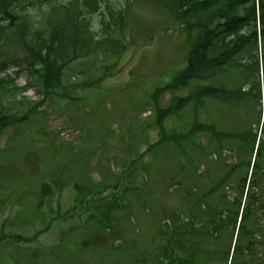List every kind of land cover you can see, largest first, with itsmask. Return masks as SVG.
<instances>
[{
	"label": "rangeland",
	"instance_id": "obj_1",
	"mask_svg": "<svg viewBox=\"0 0 264 264\" xmlns=\"http://www.w3.org/2000/svg\"><path fill=\"white\" fill-rule=\"evenodd\" d=\"M71 1L28 0L21 11L41 27L51 7ZM153 3L102 0L90 17L101 39L105 23L111 25V36L121 37L110 10L126 17L128 46L109 72L104 68L112 63L107 43L68 66L63 87L48 97L26 72L15 76L20 63L1 74L15 76L16 83L2 97L6 114L29 116L0 134V264H159L171 239V232L166 239L164 221L188 215L200 203L196 223L204 233L220 232L209 251L216 262L209 264H264V172L259 169L253 188L257 206L242 233L233 229L241 178L248 177L241 166L247 150L242 136L258 127L259 104L248 92L254 77L245 78V65L253 64L260 50L243 52L237 58L241 66L156 96L157 87L185 66L190 45L181 24ZM10 54L17 56L15 46ZM198 83L228 90L239 86L247 97H202L199 107L189 102L164 119L167 135L161 139L154 124L157 105L167 107L173 96L186 97ZM226 150L237 160L225 156ZM132 160L137 161L134 168L124 172ZM260 165L264 168V162ZM89 191L95 193L86 198ZM209 204L216 217L229 213L227 220L217 218L218 230L206 228L212 223L206 220ZM179 239L180 245L187 243L193 232L179 229ZM250 241L254 244L248 246Z\"/></svg>",
	"mask_w": 264,
	"mask_h": 264
},
{
	"label": "trees",
	"instance_id": "obj_2",
	"mask_svg": "<svg viewBox=\"0 0 264 264\" xmlns=\"http://www.w3.org/2000/svg\"><path fill=\"white\" fill-rule=\"evenodd\" d=\"M27 1L0 0V134L15 122L19 121L20 123L29 116L28 113H24L23 116L19 117L6 114L2 97L7 93L11 94V91L15 90L16 83L15 77L9 74L1 76V74L9 68L11 63H20V70L15 73V76L18 73L26 72L30 79L48 97L63 87L66 69L72 63L91 57L93 53L104 49L108 43L112 53V63L104 68L105 71L109 72L116 66L120 55L128 46L127 42L124 41L123 34L126 17L122 16L120 11L115 15L114 11L110 10V14L113 21L112 25L115 24V27H117L115 30L121 31V37L111 36L109 30L111 25L109 23H105L104 32L101 31L102 39L98 38L99 33L92 29L90 16L99 11L102 0H72L69 4L55 5L48 11L41 27H36L31 18L22 13L21 9L23 7L21 5ZM153 1L167 15L169 14L170 16H168L174 22L181 24L190 45L185 66L179 68L178 71L176 70L173 77L163 87H157L156 96L161 94L163 90L175 92L186 89L190 87L193 81L212 78L228 66L237 67V64H240L237 58L247 49L254 48L258 50L260 42L264 50V0ZM11 46L16 47L18 53L16 57H12L10 54ZM19 49L23 51L20 56ZM263 62L264 54L262 53V65ZM260 68L259 55H255L253 64L245 65V69L249 72L245 75V78L249 80L250 77H254L251 79L253 83L248 92L253 94L252 96L258 104L261 99V91L259 80L257 81L254 72L256 71L255 73L258 76ZM19 90L24 92V89ZM255 90L256 93H253ZM101 93L107 94L106 92ZM231 95L247 97V92L239 86L228 90L216 84L198 83L186 97L173 96L167 107L157 105L154 124L162 134L161 139L165 140V135H167L163 124L164 119L179 113L189 102L195 101V104L199 107L202 104V97H220L228 100ZM43 103L44 100L38 102L36 107ZM36 107L28 109V111H33ZM260 116L261 110H258L256 113L258 120ZM149 126L151 124H148L147 127ZM122 135L127 136L128 133ZM244 137L247 150L245 151L246 156H242L241 166L245 165L249 172L256 143V134L250 127L242 136V138ZM151 146L144 153L149 151ZM263 160L264 143L262 142L254 163V176L257 174L256 170L261 169L260 163ZM136 162L132 160L128 166L123 168V171L126 172L129 168H134ZM246 180L247 176L241 178L242 194H244ZM114 187L118 190L119 184L116 183ZM99 192L102 193L103 190L101 189ZM93 193L95 191H89L86 196ZM248 199L249 203L244 210L243 219L251 214L253 210L250 207L256 203L253 190L248 193ZM201 204L188 210L189 220L187 222H182L179 216L173 217L172 228L168 230L169 232L164 231L165 234L171 232L170 245L167 249L163 247L162 256L164 259L162 261L158 258L159 264H177L178 259L185 260L186 264H192V260L185 256L187 251L191 250L189 245L192 244V240L180 245L179 229H189V232L194 231L196 220L200 217L198 207ZM213 212V207L209 204L206 212L207 222ZM177 223H181V225L178 226ZM242 228L244 226L242 227L241 224L240 229ZM176 245L179 246L176 247ZM165 259L167 263L164 262Z\"/></svg>",
	"mask_w": 264,
	"mask_h": 264
}]
</instances>
